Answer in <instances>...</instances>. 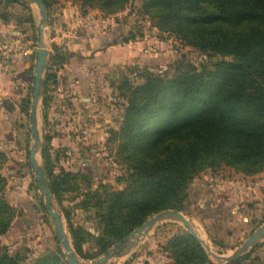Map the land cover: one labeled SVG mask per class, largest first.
<instances>
[{
    "label": "trees",
    "instance_id": "obj_1",
    "mask_svg": "<svg viewBox=\"0 0 264 264\" xmlns=\"http://www.w3.org/2000/svg\"><path fill=\"white\" fill-rule=\"evenodd\" d=\"M5 1L25 5L17 0ZM43 1L48 8L54 0ZM82 1L98 5L104 14L115 12L127 2ZM142 10L158 30L175 34L199 51L220 58L198 67L188 63L172 76L154 74L146 68L138 69L139 82L122 76L118 90L125 100L124 111L113 138L118 140L117 156L128 172L117 178L124 185L122 189H111L104 197L93 193L91 207L100 226L98 234L65 213L72 246L81 259L95 257L85 247L90 239L99 246L98 254L104 253L154 213L183 211L193 179L205 168L225 164L247 175L264 170V0H144ZM0 17L6 20L3 14ZM51 47L49 60L53 64L74 56H62L55 43ZM48 79L54 81L55 74H46L45 82ZM29 109L30 98H22L20 110L27 113ZM13 120L11 117L0 125L3 147L13 139ZM3 158L0 152V162ZM77 176L92 182L89 171H63L46 182L51 196L58 198L62 184L68 186ZM4 186L0 174V235L8 233L13 219L21 215L4 199ZM204 192L200 184L194 191L195 199H205L199 218L217 215V208H210L213 194L207 193V197ZM241 198L235 192L221 202L231 206ZM88 203L84 200L83 206ZM27 205L26 217L34 227V206ZM164 249L171 264L208 262L204 248L188 232L172 236ZM245 257L227 264H241ZM0 264L68 263L59 247L24 262L21 255L9 254L0 243Z\"/></svg>",
    "mask_w": 264,
    "mask_h": 264
},
{
    "label": "rangeland",
    "instance_id": "obj_2",
    "mask_svg": "<svg viewBox=\"0 0 264 264\" xmlns=\"http://www.w3.org/2000/svg\"><path fill=\"white\" fill-rule=\"evenodd\" d=\"M143 1L127 0L123 7L110 13L113 16V24L106 31L117 27L119 32L112 49L107 45H102L103 48L97 46L93 41L97 34L86 32L80 25L87 13H103L98 5L89 6L82 0H54L47 8L48 20L44 35L47 58L43 73L44 86L36 108V130L39 136L36 158L44 171L46 182L68 170L89 171L92 174L91 183L83 177H74L70 179L68 186L62 184L58 198L52 197L54 210L60 215L71 242L65 213L69 212L74 222L98 234L100 226L94 219V208L91 207L95 196L93 193L104 197L111 189L124 187L117 178L126 175L128 170L117 156L118 140L113 138V131L119 129L124 111L125 100L118 90L122 76L139 82L138 69L143 68L154 74L172 76L186 68L188 63L198 67L203 62L210 63L220 58L219 55L199 51L175 34L158 30L153 20L144 14ZM24 4L0 0V14H3L6 20L1 17L0 19L20 33L17 45L20 47L17 52L22 54V61L28 72L26 82L16 80L19 89L14 97L0 98L3 102L0 118L3 115L14 116L12 134L19 151L17 154L7 150L0 142V152L4 155L0 162V174L5 180L2 195L6 202L18 213L20 202L28 201L34 206L35 222L31 242H8L5 234H2L0 243L6 246L9 254L18 253L24 262H32L38 255L58 247L62 251V247L58 240L54 239L53 223L45 212L43 196L38 191L37 181L28 160L29 148L33 143L30 135V109L27 113L20 110L21 99L28 97L31 101L32 97L38 44L37 25L40 19L35 4ZM53 22L58 28L50 27ZM51 34L60 38L74 36L77 39L78 42L73 47L63 49L58 45L59 52L65 57L73 54L70 63H83L84 59H88L93 63L91 65L96 63L95 66L103 67L99 71V83L76 85L70 72L69 61L60 64L50 62L49 56L53 54L51 44L55 43ZM97 50L103 51L95 59L92 53ZM107 50L117 51L112 53ZM12 51L1 47L0 59ZM131 54L130 60L123 61L124 57ZM48 73L55 74L54 81L48 79L45 82ZM43 97L46 98V103L43 102ZM198 184L201 185V190L205 191L204 195L208 197L207 193L213 194L210 208H217V215L210 213L204 218H199L205 199L204 196L194 198ZM233 186L244 188L247 197L243 201L236 199L233 205L229 206L221 202V196L231 191ZM84 200L89 202L86 206H83ZM226 205L227 208H223ZM180 212L193 224L212 251L221 256H230L264 223V170L247 175L225 164L214 169L205 168L193 179L188 189L185 209ZM185 232L187 231L180 222L159 223L130 253L123 256L117 254L105 264H171L169 252L164 246L172 236ZM42 244L45 245L44 248ZM85 247L95 254L91 259L78 257L85 264L105 253L98 254L99 246L93 239L85 243ZM244 255L246 257L241 264H264V237ZM227 263L208 257L205 264Z\"/></svg>",
    "mask_w": 264,
    "mask_h": 264
},
{
    "label": "water",
    "instance_id": "obj_3",
    "mask_svg": "<svg viewBox=\"0 0 264 264\" xmlns=\"http://www.w3.org/2000/svg\"><path fill=\"white\" fill-rule=\"evenodd\" d=\"M26 4H35L39 10L40 19L37 25L38 30V44H37V56L34 67L33 85H32V97L30 101V135L32 136L33 143L29 148L28 160L34 172V178L37 181L38 191L43 196V205L46 214L50 217L54 234L58 242L62 247L65 259L68 264H85L82 263L75 253L72 246V242L67 235L63 226L60 215L54 210L52 204V196L49 187L45 180V174L41 166L39 165L36 154L39 148V136L36 130V108L39 97L42 93L44 86L43 73L45 70V63L47 58V46L44 40L45 28L47 26L48 14L47 7L43 0H17ZM168 221L180 222L186 231L191 234L204 248L208 257L217 262H231L244 255L249 249H251L258 240L264 237V223L259 226L252 234L244 240V242L237 248L230 256H221L211 250L209 244L205 239L201 238L194 228L193 224L185 217V215L177 210L165 209L154 213L148 217L138 227L133 229L130 233L125 235L118 243L114 244L99 258L91 261L88 264H105L111 257L119 254L121 256L130 253L139 243L147 237V235L159 224Z\"/></svg>",
    "mask_w": 264,
    "mask_h": 264
},
{
    "label": "crops",
    "instance_id": "obj_4",
    "mask_svg": "<svg viewBox=\"0 0 264 264\" xmlns=\"http://www.w3.org/2000/svg\"><path fill=\"white\" fill-rule=\"evenodd\" d=\"M53 24V25H52ZM50 23V27L52 29L58 28L55 22ZM118 28H111L109 31H105L102 33H99L95 36L93 41L96 42L97 46H101L100 48H103V46L107 45L111 47H114V42L115 39L118 35ZM17 36H14L16 35ZM19 35V36H18ZM65 35V34H63ZM19 37L20 33L15 32L11 27L10 24H5L3 21L0 19V48L5 47L7 48V51L13 50L12 53H10L8 56L7 64L0 68V98H9V97H14L15 93H17L19 89V84L16 83V80L26 82L28 80L26 76V65L22 61V54L18 53L17 50L20 46L19 45ZM67 38H60L58 35L56 36L55 34H51L52 40H55V43L59 46H62V48H68V47H73L78 41L74 36L72 38H69L70 36H65ZM60 40V42H59ZM103 45V46H102ZM71 51V50H70ZM92 51V49H91ZM103 50H97L92 53L93 58L98 57L99 53H102ZM117 50H107V52H115ZM87 53V52H86ZM89 55L90 54H85ZM132 57L130 55H127L124 57L123 61L130 60ZM69 68L70 72L74 81V84L79 85V86H84V85H91L94 83H99L100 81V76H99V71L100 69H103V67L91 65L93 64L92 62H89L88 59H84L83 63H78V62H71V58H69ZM111 62L114 63L113 60ZM11 117L14 118L12 114H10L8 117L6 115H3L0 118V125L5 122V120L10 119ZM13 124V123H12ZM11 132H12V125H11ZM0 134H2V131L0 130ZM3 135V134H2ZM1 142V141H0ZM2 144V143H1ZM7 150H11L17 154H19V151L16 149V144L14 142V136L13 139H9L8 143L4 147ZM239 193L242 198L240 201L245 200L247 197V193L245 192L244 188H239L237 186H233L231 191L228 193H223L221 196V199H223L226 196H229L233 193ZM28 201H22L19 204L21 215H18L15 217V219L12 222V228L8 233L5 234V239L8 242H31L30 237L32 236V225L30 224V221L26 217V210L28 208ZM24 224V225H22ZM18 228H14V226H17Z\"/></svg>",
    "mask_w": 264,
    "mask_h": 264
},
{
    "label": "built area",
    "instance_id": "obj_5",
    "mask_svg": "<svg viewBox=\"0 0 264 264\" xmlns=\"http://www.w3.org/2000/svg\"><path fill=\"white\" fill-rule=\"evenodd\" d=\"M113 24V16L104 13H87L81 20V27L90 34L96 35L105 32ZM8 56L0 59V68L7 63ZM2 101L0 100V108Z\"/></svg>",
    "mask_w": 264,
    "mask_h": 264
}]
</instances>
